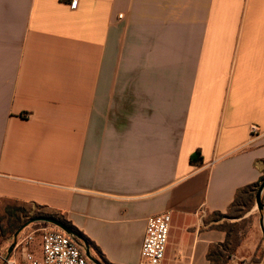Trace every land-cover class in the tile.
<instances>
[{
    "label": "crops",
    "instance_id": "crops-1",
    "mask_svg": "<svg viewBox=\"0 0 264 264\" xmlns=\"http://www.w3.org/2000/svg\"><path fill=\"white\" fill-rule=\"evenodd\" d=\"M263 174L264 0H0V210L59 214L112 264L171 212L164 264H209L208 218Z\"/></svg>",
    "mask_w": 264,
    "mask_h": 264
},
{
    "label": "built area",
    "instance_id": "built-area-1",
    "mask_svg": "<svg viewBox=\"0 0 264 264\" xmlns=\"http://www.w3.org/2000/svg\"><path fill=\"white\" fill-rule=\"evenodd\" d=\"M77 8L79 0H62ZM252 137L259 136L257 124L250 126ZM172 228V213L162 212L147 218L145 235L140 249L138 264H164L169 246ZM36 234L41 238L39 249L32 246ZM2 264H95L85 252V245H80L76 237L52 226L39 227L25 236L18 237L17 244L8 257L0 251Z\"/></svg>",
    "mask_w": 264,
    "mask_h": 264
},
{
    "label": "rangeland",
    "instance_id": "rangeland-1",
    "mask_svg": "<svg viewBox=\"0 0 264 264\" xmlns=\"http://www.w3.org/2000/svg\"><path fill=\"white\" fill-rule=\"evenodd\" d=\"M259 187H257L255 191L243 193L237 206L229 209L228 212L223 213L224 214L223 217H220L216 214H212L208 218V220L216 221L220 225L222 224L230 225L234 222H239L241 219H238V217L241 216L242 213L247 212L246 215L244 216L245 220L239 222L240 226L243 228L242 231L246 232V237L248 236L249 239L250 237L254 238L256 236V232H257V236H259L260 238V235L262 234L261 228H260L261 226L260 218L262 214L264 215V191L262 193V198H261V203L263 206V211L261 212L258 208L257 199H256V195H257ZM8 208H11V212L13 213H17L15 212L16 210H21L20 213H21L22 221L26 223L34 218H42V217L58 218L59 217V215H57L56 213L50 212L46 209L38 208L31 204L9 203L8 205H4L3 207H1V210H0V251L4 254L7 253L9 247L12 245L14 241V235L17 232L16 231L15 233H10L8 230V222L10 219L9 214L11 213V212L8 213L7 211ZM40 214H43L44 216L39 217ZM46 223L47 222H44V221L34 222L33 224L25 228L20 234L23 237L39 227L52 226V225H49V223L48 224ZM254 225L256 226L255 227L256 231L252 229ZM40 242H41V238L39 237V235L36 234V240L32 247L34 249H39ZM89 246H90L92 254L103 262L99 252L97 251V249H95V246L94 245L92 246L89 245ZM258 260H261V264H264V236L263 234L261 237L260 250L256 253V255L252 258V260L246 264H253V262H256ZM0 264L2 263L0 262Z\"/></svg>",
    "mask_w": 264,
    "mask_h": 264
},
{
    "label": "trees",
    "instance_id": "trees-1",
    "mask_svg": "<svg viewBox=\"0 0 264 264\" xmlns=\"http://www.w3.org/2000/svg\"><path fill=\"white\" fill-rule=\"evenodd\" d=\"M196 154L199 156L200 152H197ZM192 162H193V159H192ZM263 180H264V175L262 176V178L257 183L246 186L245 188L240 190L238 192L236 199L234 200L232 206L230 207V209L237 206V204L239 203V200H240L243 193L255 191L256 188L260 186V184ZM38 208L43 209L42 207H38ZM7 211H8V213L11 212V208H8ZM15 212H17V213L11 212L9 214L10 219L8 222V230L10 233H15L26 223V222L22 221L21 213H20L21 210H16ZM246 213L247 212L242 213L241 216L238 217V219H241L240 221H244L245 220L244 216L246 215ZM214 214H216L220 217L224 216V214L221 212H215ZM57 215H59V214H57ZM41 216H44V215L40 214L39 217H41ZM58 219L62 220L64 223H66L68 226H70L76 232V234L78 235L76 240L80 245H83L85 242H87L91 246L94 245L95 249H97V251L99 252L104 264H112L106 260V258L102 254L101 250L83 232H81L78 228H76L71 222L66 220L63 216L59 215ZM239 222H234L230 225L218 224V225L214 226L217 229L224 231L226 233V239L224 242L218 243V244H216L210 248V250L207 254V260H208L209 264H230L231 263L232 259L237 254V252H238L239 248L241 247L244 239L246 238V232L242 231L243 228L240 226ZM46 224H48V223H46ZM49 225H52V224H49ZM52 226H54V225H52ZM256 263H261V260L256 261Z\"/></svg>",
    "mask_w": 264,
    "mask_h": 264
},
{
    "label": "water",
    "instance_id": "water-1",
    "mask_svg": "<svg viewBox=\"0 0 264 264\" xmlns=\"http://www.w3.org/2000/svg\"><path fill=\"white\" fill-rule=\"evenodd\" d=\"M264 191V180L262 181L259 189H258V192H257V195H256V199H257V205H258V208L259 210L262 212L263 211V206H262V203H261V198H262V193ZM37 221H44V222H47L49 224H52L54 226H56L57 228L65 231L67 234L69 235H73L75 236L76 238L78 237V235L76 234V232L70 227L68 226L66 223H64L62 220L58 219V218H54V217H42V218H34L32 220H30L29 222L25 223L14 235V241L12 243V245L9 247L8 249V257L12 254L16 244H17V240H18V237L20 235V233L25 229L27 228L29 225L33 224L34 222H37ZM260 224H261V228H262V232H263V236H264V215L262 214L261 215V219H260ZM85 245V252H86V255L88 256V258L94 262L95 264H104L101 260H99L98 258H96L92 252H91V249H90V246L88 243H84Z\"/></svg>",
    "mask_w": 264,
    "mask_h": 264
}]
</instances>
